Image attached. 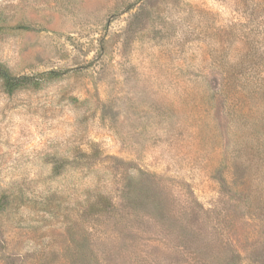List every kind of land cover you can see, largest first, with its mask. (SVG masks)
I'll list each match as a JSON object with an SVG mask.
<instances>
[{
	"label": "rangeland",
	"instance_id": "374dc122",
	"mask_svg": "<svg viewBox=\"0 0 264 264\" xmlns=\"http://www.w3.org/2000/svg\"><path fill=\"white\" fill-rule=\"evenodd\" d=\"M0 63V264H264V0H0Z\"/></svg>",
	"mask_w": 264,
	"mask_h": 264
},
{
	"label": "trees",
	"instance_id": "16d2710c",
	"mask_svg": "<svg viewBox=\"0 0 264 264\" xmlns=\"http://www.w3.org/2000/svg\"><path fill=\"white\" fill-rule=\"evenodd\" d=\"M61 73L51 71L48 76L51 78L59 77ZM0 82L2 83L5 91L9 94H13L17 90L28 87L31 85H38L35 76L28 75H15L12 71L3 63H0ZM3 209V205L0 202V211Z\"/></svg>",
	"mask_w": 264,
	"mask_h": 264
}]
</instances>
